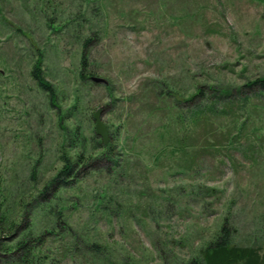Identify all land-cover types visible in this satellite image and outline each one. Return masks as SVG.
Wrapping results in <instances>:
<instances>
[{
    "label": "rangeland",
    "instance_id": "rangeland-1",
    "mask_svg": "<svg viewBox=\"0 0 264 264\" xmlns=\"http://www.w3.org/2000/svg\"><path fill=\"white\" fill-rule=\"evenodd\" d=\"M89 38L105 81L82 84ZM39 57L56 104L30 73ZM260 78L264 0H0V183L40 154L41 177L60 166L62 116L94 153L79 244L98 241L111 264H183L227 218L236 244L264 251V92L247 87ZM98 108L115 158L100 157Z\"/></svg>",
    "mask_w": 264,
    "mask_h": 264
},
{
    "label": "trees",
    "instance_id": "trees-1",
    "mask_svg": "<svg viewBox=\"0 0 264 264\" xmlns=\"http://www.w3.org/2000/svg\"><path fill=\"white\" fill-rule=\"evenodd\" d=\"M90 40H85L79 56L77 77L82 84L96 77L86 49ZM42 60L39 57L33 62L30 73L38 86L49 93L50 103L56 104L58 95L45 77ZM251 85L264 92V78L253 81L247 87ZM76 100L80 103L78 98ZM77 103L75 106H79ZM58 122L62 135L57 158L60 166L49 176L41 177L43 154H40L35 163L29 165L25 178L0 183V264H59L69 257L82 264L101 261L111 264L109 254L105 252L107 248L98 241L85 240L79 244L72 223L73 210L81 202L77 190L83 176L81 168L94 160V153L88 149L90 139L80 126L68 127L62 116H59ZM99 147L103 152L100 157L111 155L115 158V149L110 141ZM104 197H107L106 191L99 198L103 201ZM107 206L105 204L104 209ZM223 220L215 238L183 264H264V251L260 247L236 244L233 228L227 225V218ZM52 240L67 241L57 246ZM85 251L89 254L85 255Z\"/></svg>",
    "mask_w": 264,
    "mask_h": 264
},
{
    "label": "water",
    "instance_id": "water-1",
    "mask_svg": "<svg viewBox=\"0 0 264 264\" xmlns=\"http://www.w3.org/2000/svg\"><path fill=\"white\" fill-rule=\"evenodd\" d=\"M93 80L96 82H104L105 80L101 77H93ZM104 110L103 108H98L94 113L95 120V132L96 134L102 138L103 142L107 144L110 140V134L107 124L103 121Z\"/></svg>",
    "mask_w": 264,
    "mask_h": 264
}]
</instances>
